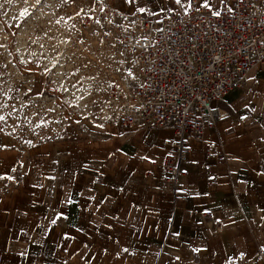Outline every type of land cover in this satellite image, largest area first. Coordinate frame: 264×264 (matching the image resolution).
I'll return each mask as SVG.
<instances>
[{
	"label": "crops",
	"instance_id": "crops-1",
	"mask_svg": "<svg viewBox=\"0 0 264 264\" xmlns=\"http://www.w3.org/2000/svg\"><path fill=\"white\" fill-rule=\"evenodd\" d=\"M192 1L218 10L223 0L112 3L159 20ZM212 108L215 128L186 143L178 196L163 167L176 156L171 128L126 129L117 117L0 148V174L16 178L0 180V264H264V64Z\"/></svg>",
	"mask_w": 264,
	"mask_h": 264
},
{
	"label": "built area",
	"instance_id": "built-area-1",
	"mask_svg": "<svg viewBox=\"0 0 264 264\" xmlns=\"http://www.w3.org/2000/svg\"><path fill=\"white\" fill-rule=\"evenodd\" d=\"M139 9L123 12L112 0H91L82 27L95 45L117 49L118 72L106 96L120 104L119 124L173 130L178 163L168 156L163 167L178 196L186 143L215 128L212 105L264 64V0H223L218 10L192 1L187 11L172 10L159 20ZM249 92L258 95L256 81ZM205 153L214 157L215 148Z\"/></svg>",
	"mask_w": 264,
	"mask_h": 264
},
{
	"label": "rangeland",
	"instance_id": "rangeland-1",
	"mask_svg": "<svg viewBox=\"0 0 264 264\" xmlns=\"http://www.w3.org/2000/svg\"><path fill=\"white\" fill-rule=\"evenodd\" d=\"M90 5L0 0V146L24 150L63 136L74 123L87 128L118 117L120 104L106 96L118 53L95 45L83 29Z\"/></svg>",
	"mask_w": 264,
	"mask_h": 264
},
{
	"label": "snow or ice",
	"instance_id": "snow-or-ice-1",
	"mask_svg": "<svg viewBox=\"0 0 264 264\" xmlns=\"http://www.w3.org/2000/svg\"><path fill=\"white\" fill-rule=\"evenodd\" d=\"M8 2H11V0H8ZM36 3L37 4H39L40 3V0H36ZM176 3L177 4H179L180 3V0H176ZM101 10H103V9H101ZM139 11H141V12H143L144 11V9L143 8H141V9H139ZM215 14H219V13H215ZM0 47H3V45H0ZM53 67H55V64H53ZM51 68H45L44 69V73L45 74H48V73H50L51 72ZM131 74V73H130ZM62 87V86H61ZM73 87H75V85H73ZM55 91H59V89H55ZM64 91H67V89H64ZM29 92H31V89H29ZM27 94V93H26ZM44 94V90H42L40 93H38L37 95H43ZM77 99H82V97H79V98H77ZM245 107H247V105H245ZM253 111H255V109H252ZM50 111H51V109H50ZM222 119H223V117H222ZM241 119H246V117H241ZM5 120V117L4 116H2V115H0V121H4ZM99 127H102V125H98ZM15 129H13V131H14ZM2 131H4V129H3V127H0V132H2ZM27 143H29V144H31V142L30 141H28ZM7 146H0V148H6ZM171 155V154H170ZM11 172H15L16 171V168L15 167H12L11 168V170H10ZM4 179H7V180H10V181H13V180H15L16 178L14 177V176H12V175H3V174H0V180H4ZM209 179L211 180V179H214V177H209ZM68 203H71V200H69V201H67ZM102 202V201H101ZM61 218H63L62 217V214L61 213H58L57 215H56V217L54 218V219H50V223L51 224H53V225H55L56 223H57V221L58 220H60ZM262 219H264V217H262ZM107 227H111V225H107ZM178 235V234H177ZM124 251H127V249H124ZM193 251H201V249H193Z\"/></svg>",
	"mask_w": 264,
	"mask_h": 264
}]
</instances>
